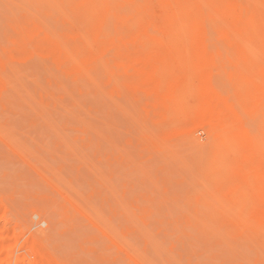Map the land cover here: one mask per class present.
<instances>
[{"label":"rangeland","instance_id":"1","mask_svg":"<svg viewBox=\"0 0 264 264\" xmlns=\"http://www.w3.org/2000/svg\"><path fill=\"white\" fill-rule=\"evenodd\" d=\"M0 264H264V0H0Z\"/></svg>","mask_w":264,"mask_h":264}]
</instances>
